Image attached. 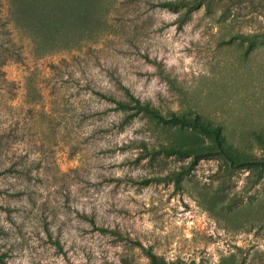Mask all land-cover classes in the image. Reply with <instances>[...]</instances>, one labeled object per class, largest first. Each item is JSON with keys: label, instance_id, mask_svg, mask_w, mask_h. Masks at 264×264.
I'll list each match as a JSON object with an SVG mask.
<instances>
[{"label": "rangeland", "instance_id": "rangeland-1", "mask_svg": "<svg viewBox=\"0 0 264 264\" xmlns=\"http://www.w3.org/2000/svg\"><path fill=\"white\" fill-rule=\"evenodd\" d=\"M160 1L96 0L58 42L0 0V264H264V0ZM129 93L254 161L124 124L108 97ZM171 140L209 154L159 151Z\"/></svg>", "mask_w": 264, "mask_h": 264}, {"label": "trees", "instance_id": "trees-1", "mask_svg": "<svg viewBox=\"0 0 264 264\" xmlns=\"http://www.w3.org/2000/svg\"><path fill=\"white\" fill-rule=\"evenodd\" d=\"M11 2L19 21L30 19L31 16L29 14L33 12L39 23H37L38 29L46 32L48 40H58V42L60 37L62 38V34L67 30L88 29L91 23L88 20L95 17L100 9L96 0H11ZM212 2L213 0H163L158 2V5L170 9H178L180 7L194 8L201 5L209 7ZM108 98L115 103V108L118 111L124 113V124L129 123L136 117H147L151 121L162 125L188 126L204 133L212 134L215 137L216 145L207 147L208 151L221 153L228 156V159L232 162L239 164H248L254 161L245 157L241 159L238 154L228 153L216 127L202 120L199 114L188 116L187 114L173 112L170 115H164L151 103L143 102L130 93L129 100H119L114 97ZM159 151L168 155L177 154L181 157L193 155L195 158L209 154L203 153L200 149H195L194 147H186L185 143L180 140L167 141ZM3 260L4 258L0 255V262H3Z\"/></svg>", "mask_w": 264, "mask_h": 264}]
</instances>
